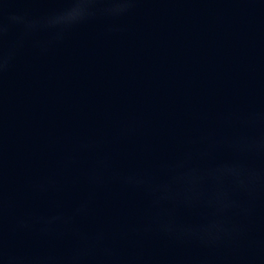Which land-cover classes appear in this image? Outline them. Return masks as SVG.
Masks as SVG:
<instances>
[{
  "label": "water",
  "instance_id": "95a60500",
  "mask_svg": "<svg viewBox=\"0 0 264 264\" xmlns=\"http://www.w3.org/2000/svg\"><path fill=\"white\" fill-rule=\"evenodd\" d=\"M0 264H264V0H0Z\"/></svg>",
  "mask_w": 264,
  "mask_h": 264
}]
</instances>
